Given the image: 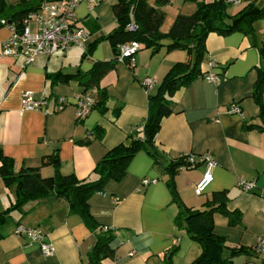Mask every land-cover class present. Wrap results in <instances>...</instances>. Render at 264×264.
<instances>
[{
	"label": "crops",
	"instance_id": "crops-1",
	"mask_svg": "<svg viewBox=\"0 0 264 264\" xmlns=\"http://www.w3.org/2000/svg\"><path fill=\"white\" fill-rule=\"evenodd\" d=\"M202 1L219 0H168L163 7L166 16L161 32L168 33L179 15H192ZM262 1L241 0L233 4L235 10L229 14L238 13L252 2L264 7ZM7 2L16 6L19 0ZM117 3L118 0H99L92 11L85 1L77 6V25L89 35L82 45L53 55L40 54L28 66L13 58L0 59V147L14 160L16 172L39 169L42 177H53L54 167L43 166V162L57 152L61 174L96 179L93 171L109 150L126 143L133 130L143 131L149 93L157 91L176 63L194 58L187 50L167 51L163 47L153 53L142 49L133 67L116 63L103 75L99 88L83 93L77 81L52 83L50 74L87 73L96 62L115 60L107 37L117 28L113 11ZM31 28L35 31L36 26ZM11 35L10 27L0 28V49ZM263 50L264 19L255 22L253 34L208 36L201 76L175 93L173 113L162 122L155 142L157 159L147 149L140 150L127 175L119 182H109L103 193L90 200L97 223L115 234L114 255L103 264H165L166 257L174 251L173 264H192L203 250L188 233L185 220H178L180 211L184 207L205 210L206 203L221 192L228 197L227 209L232 216L215 213V233L225 237L229 245L251 251L236 255L232 263L264 264V253H253L264 238V133L243 129L244 122H260V108L252 93L260 70H264ZM210 61L217 66L210 69ZM209 71L219 76L218 83L205 79ZM149 78L155 80V85L147 92L144 81ZM100 89L109 97L107 112L102 114L94 108L78 120V97L89 94L97 103ZM26 91L36 97L49 93V108L25 110ZM57 97L67 102L61 111H54ZM234 103L240 105L245 119L229 113ZM119 107L121 113L116 117L114 110ZM98 127L103 129L101 137L97 136ZM206 153L212 154L217 163L213 182L198 196L195 185L203 177L204 166L180 169L173 176L179 198L175 202L167 167L184 155ZM241 179L253 183V188L242 190L238 186ZM16 200L15 189L7 188L0 176V214ZM20 226L42 230L46 242L54 246L55 255L45 256L39 243L15 234ZM2 235L0 264H88V254L96 243V234L79 215L70 212L68 202L55 198L31 202L13 211Z\"/></svg>",
	"mask_w": 264,
	"mask_h": 264
},
{
	"label": "trees",
	"instance_id": "trees-1",
	"mask_svg": "<svg viewBox=\"0 0 264 264\" xmlns=\"http://www.w3.org/2000/svg\"><path fill=\"white\" fill-rule=\"evenodd\" d=\"M197 1V0H193ZM43 0H19L18 5H10L7 0H0V28L11 21L17 28L32 12H36ZM168 0H118L113 7L117 19V28L107 37L116 58L113 61H100L87 72L76 74L56 73L50 74L52 83L77 81L85 93L88 90L99 88L103 75L118 63L119 47L131 41H137L142 49L153 53L165 47L167 51L187 50L194 58L189 62L176 63L163 78L154 93H149L148 115L144 123L143 135L133 130L126 143H121L109 150L106 156L96 165L93 174L96 179H79L76 175H63L60 172V159L58 153L44 160L43 166L52 165L55 169L53 177L44 178L39 169L23 168L16 172L13 159L4 155L0 147V176L9 189L14 188L17 196L16 202L5 212L0 214V240L3 238L2 229L8 224L11 214L31 202H40L48 198L64 199L68 202L70 212L79 215L85 225L96 234V243L88 254V264H103V261L113 257L112 243L115 234L112 229L101 227L91 213L90 200L99 193H103L111 181L119 182L126 175L129 165L135 155L142 149L157 159L156 139L161 130L162 122L173 113L175 93L191 84L201 76V64L205 54V43L212 33L229 35L235 32L244 34L254 33V24L264 19V7L255 2L248 4L234 15L228 10L232 4L226 0L214 2H198L197 9L192 15H179L168 33L161 32V25L165 19L163 7ZM129 24L137 26L132 32L127 30ZM168 41V43H163ZM93 47L90 48L91 53ZM264 55V50H263ZM99 100L94 105L102 114L107 112L106 104L108 94L104 89L99 90ZM50 97H52L50 95ZM264 70H260L258 81L254 87L252 98L260 108V122H244V130H259L264 133ZM121 107L114 110L118 117ZM97 136L103 135V129L98 127ZM97 137V138H98ZM187 155L170 163L167 167L171 177L168 185L175 202H179L177 189L173 176L182 168L189 167ZM228 197L225 192L215 194L211 201L206 203L205 210L182 208L178 220L184 219L190 236L202 246L201 255L192 264H233L232 258L240 253L251 251L229 245L225 237L215 233L214 215L217 212L225 216H232L227 209ZM175 251L165 259V264H173L172 256ZM253 253L258 254L257 249Z\"/></svg>",
	"mask_w": 264,
	"mask_h": 264
},
{
	"label": "built area",
	"instance_id": "built-area-1",
	"mask_svg": "<svg viewBox=\"0 0 264 264\" xmlns=\"http://www.w3.org/2000/svg\"><path fill=\"white\" fill-rule=\"evenodd\" d=\"M85 1L88 4L89 10L92 11L99 0H43L41 7L32 12L22 22V26L17 28L13 24H8L2 21L4 26L10 27L12 31L11 37L1 43L0 59L13 58L23 62L25 66L32 64L36 57L40 54L53 55L57 52L66 51L72 46L82 45L88 39V32L77 25L75 10L77 6ZM230 4H238L241 0H226ZM35 25V31L31 25ZM127 30L135 32L137 26L129 24ZM142 45L137 41L125 43L119 47L118 62L126 63L130 67L135 65V57L141 51ZM210 69L217 66L214 61L208 64ZM205 79L212 83L219 82V76L212 72L205 74ZM155 85V80L146 79L144 87L149 92ZM24 108L27 111H43L49 108L52 97L49 93H42L36 97L35 93L26 91L23 94ZM56 106L54 111H61L67 105L64 97L54 99ZM96 100L89 94H81L78 97L77 119L85 118L93 109ZM230 114L238 115L245 119L244 112L239 104L234 103L228 109ZM189 165L204 166L205 171L202 179L195 185V193L200 196L206 188L213 182L214 173L217 163L212 154L206 153L201 156L187 155ZM238 186L244 190L253 188V183H249L244 179L239 180ZM107 229V228H106ZM17 235H26L39 243L44 255L51 257L55 255V248L51 243L46 242V235L38 228L18 227L15 231ZM258 253H264V238H261L257 247ZM135 251L132 252V255Z\"/></svg>",
	"mask_w": 264,
	"mask_h": 264
},
{
	"label": "rangeland",
	"instance_id": "rangeland-1",
	"mask_svg": "<svg viewBox=\"0 0 264 264\" xmlns=\"http://www.w3.org/2000/svg\"><path fill=\"white\" fill-rule=\"evenodd\" d=\"M263 1H264V0H263ZM263 1H262V2H263ZM154 2H155V1H154ZM232 7H234L233 4L231 5V7H230L229 10H228L229 13H232V12L235 10V9L232 10ZM165 42L168 43V41H165ZM147 50H148V49H147Z\"/></svg>",
	"mask_w": 264,
	"mask_h": 264
},
{
	"label": "water",
	"instance_id": "water-1",
	"mask_svg": "<svg viewBox=\"0 0 264 264\" xmlns=\"http://www.w3.org/2000/svg\"><path fill=\"white\" fill-rule=\"evenodd\" d=\"M8 24H9V25H10V24H12V23H11V21H9V22H8ZM189 167H192V166H191V165H189Z\"/></svg>",
	"mask_w": 264,
	"mask_h": 264
}]
</instances>
